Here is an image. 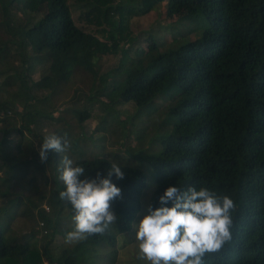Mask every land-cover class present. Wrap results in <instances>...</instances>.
I'll return each instance as SVG.
<instances>
[{"label": "trees", "instance_id": "1", "mask_svg": "<svg viewBox=\"0 0 264 264\" xmlns=\"http://www.w3.org/2000/svg\"><path fill=\"white\" fill-rule=\"evenodd\" d=\"M84 1L86 18L100 25L103 38L76 25L67 0H0L6 16L4 23L15 35L11 43L21 62L19 70L12 74L0 70V76H6L0 89L18 82L26 97L34 98L31 94L36 89L44 92V100L40 101L46 102L49 96L61 92L77 69L97 74L96 60L117 52L116 37L127 30L128 18L125 14L117 17L122 6L115 0ZM12 6L41 16L30 25L14 26L8 13ZM183 7L184 17L189 20L204 17L202 36L156 53L147 67L136 63L142 58H131L128 50L121 49L119 66L99 76L103 86L92 97L104 111L95 131H107L109 119L118 122L119 106L128 102L136 105V111L127 115L129 121L152 115L157 110L158 96L173 102L158 135L146 149L130 153L139 164L147 162L153 168L155 186L148 205L159 207V196L170 185L181 189L204 186L228 195L237 205L232 240L219 252L206 256L205 264H264V0H168L166 13ZM6 51V46L0 47V57ZM38 65L42 66L41 76L35 81L31 74ZM101 96L106 100H100ZM51 110L23 112L19 125L2 130L5 136L0 141V173L12 157L3 148L5 142L6 146L13 143L6 136L12 130L23 138L24 131L34 134L29 125L40 116L52 117ZM72 111L79 122L91 116L88 107ZM10 115L12 109L4 102L0 121ZM104 139V135L98 136V140ZM136 139H143L142 131L137 132ZM75 145L70 144V152ZM16 146L20 148V142ZM74 162L85 167L88 178L95 177L98 171L107 175L110 166L106 157L86 158L80 151ZM37 164L36 161L34 165ZM39 164V169L46 170L45 164ZM119 165L124 178L117 179L113 174L112 181L121 188V197L112 202V208L119 217L113 226L121 233L131 228L141 209L146 176L139 165ZM54 175L49 203L61 208L64 200L59 193L65 185L58 184L61 173ZM0 178L1 182L8 179ZM56 185L59 189L54 188ZM7 193L0 188V195ZM19 197L5 210V224L0 221V264H44V258L50 264H79L84 252L92 250L109 253L113 263L116 233L111 230L104 235H90L57 257L50 254L47 243L39 250L31 235L21 240L12 238L8 224L16 213ZM36 205L32 202L33 207ZM49 211L50 208L39 211L40 228L47 233ZM74 227L72 221L69 230Z\"/></svg>", "mask_w": 264, "mask_h": 264}, {"label": "rangeland", "instance_id": "2", "mask_svg": "<svg viewBox=\"0 0 264 264\" xmlns=\"http://www.w3.org/2000/svg\"><path fill=\"white\" fill-rule=\"evenodd\" d=\"M67 1L76 25L85 32L103 38V35L99 33L100 25L86 18L85 1ZM115 1L122 6L117 13V17L119 18V16L125 14L129 25L127 23V30L124 31L121 37H116L117 52L103 54L96 60L94 65L96 75L83 68L77 69L71 81L64 85L61 92L49 96L46 102L40 101L44 100V92H36V89L31 94L35 96L34 98L26 97L25 92L20 90L18 82H12V85L0 89V106L6 102L9 103V108L12 109V115L4 121H0V141L5 136V132L2 130L19 125L23 112L31 111L35 113L38 110L50 113L51 109L54 111L52 117L40 116L36 122L29 125L34 134L24 131L23 136L25 135V138H23L20 133L12 130L6 136V139L9 142L13 141V143L6 146L7 142H5L3 146L6 153L12 155V157L0 173V177L8 178L6 182H1L0 178V188L2 191L8 192L7 195H0V221L5 224L3 218L5 210L16 202L20 196L16 213L8 224V233L12 238L15 237V239L21 240L20 238L31 235V240L39 250L47 243L50 254L54 257H57L62 250L71 249L75 245L65 242L67 234L65 230H69L74 215L70 203L63 201L61 208L60 206L53 207L49 203L53 193L52 180L55 178V175L52 177V174L55 172L61 173L63 155L71 154L69 158L74 160L77 151H80L86 158L101 155L109 160V157H111L117 160L119 164H129L133 167L139 165L145 172L146 186L143 192L142 206L133 220L131 228L121 233L114 226L110 229L112 233H116L117 252L113 263L109 261V253L104 250H92L84 252L79 264H149L139 256L134 225L146 214L150 196L155 186L153 181L154 171L149 163L139 164L137 159L131 157V154L146 149L150 143L149 141L158 135L157 131L161 129L160 123L166 117L169 107L174 104L169 100H165L162 96H158L155 100L157 110L152 115L145 114L140 118L129 121L127 115H132L136 111V105L133 102H128L119 106L120 117L118 122L109 119L107 131L96 132V126L99 125L100 117L104 112L99 107L97 99L92 98L103 86L99 76L119 66L122 58L121 49L128 50V55L131 58H142L136 61L139 66H149L156 53L164 51L166 48H177L181 44L200 38L205 21L204 17H198L195 20L185 18V7L172 11L167 15L168 0ZM8 13H10V20H12L14 26L30 25L38 16H41L40 14L20 11L15 6L10 7ZM5 17L0 2V47L6 46L8 49L6 53H3L4 56L1 55L0 57V70L4 69V71H10L9 73L12 74L13 71L19 70L18 66L21 62L15 52L14 45L11 43L15 35L11 34L4 23ZM128 38L132 39L133 43ZM148 51H155V54H150ZM48 65L49 62L45 63V66ZM8 68L11 69L8 70ZM41 68L40 65L36 67L35 72L31 74L32 80L37 81L40 78L41 71L39 70ZM5 78L6 76H0V87ZM100 100L105 101L106 97L101 96ZM84 107L91 109V116L83 122H79L72 109ZM128 130L129 135L126 137ZM140 131L143 132V139L138 141L136 135ZM53 133L66 138L69 145L74 142L76 145L74 148L72 147L73 152H70V148L65 153L49 151L47 160L42 162L39 157V147L44 138ZM103 135L105 139L103 141L98 140V136ZM17 141L20 142V148L16 146ZM1 159L0 157V163ZM28 160L34 163L37 161L38 164L35 166L34 163H28ZM40 161L45 164L46 170L39 169ZM57 179L58 184L63 183L61 178L57 177ZM54 188L59 189L58 185ZM32 202L37 204L36 207L32 206ZM45 206L50 208L47 213L50 219L48 233L44 231V228L43 230L40 228L41 223H39V211L45 210ZM44 264L50 263L44 258Z\"/></svg>", "mask_w": 264, "mask_h": 264}, {"label": "clouds", "instance_id": "3", "mask_svg": "<svg viewBox=\"0 0 264 264\" xmlns=\"http://www.w3.org/2000/svg\"><path fill=\"white\" fill-rule=\"evenodd\" d=\"M66 138L48 135L39 147L41 161L48 152L65 153ZM107 175L99 171L88 178L85 167L68 155L61 159L60 178L65 189L61 200L70 203L75 227L66 234L68 244L80 243L90 235H104L117 224L112 202L121 197V188L113 181L124 178L117 160L109 157ZM171 202V206H168ZM160 206L148 205L146 214L134 225L139 256L149 264H205V257L219 252L232 240L233 213L236 203L208 187L181 189L168 186L159 196Z\"/></svg>", "mask_w": 264, "mask_h": 264}, {"label": "built area", "instance_id": "4", "mask_svg": "<svg viewBox=\"0 0 264 264\" xmlns=\"http://www.w3.org/2000/svg\"><path fill=\"white\" fill-rule=\"evenodd\" d=\"M45 209H46V210H49V208H48V207H46V206H45ZM41 225H42V222H41Z\"/></svg>", "mask_w": 264, "mask_h": 264}]
</instances>
